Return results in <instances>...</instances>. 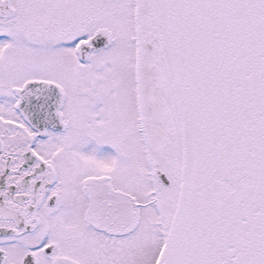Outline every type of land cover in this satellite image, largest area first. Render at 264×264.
Here are the masks:
<instances>
[{
	"label": "snow or ice",
	"instance_id": "1",
	"mask_svg": "<svg viewBox=\"0 0 264 264\" xmlns=\"http://www.w3.org/2000/svg\"><path fill=\"white\" fill-rule=\"evenodd\" d=\"M0 264H264V0H0Z\"/></svg>",
	"mask_w": 264,
	"mask_h": 264
}]
</instances>
